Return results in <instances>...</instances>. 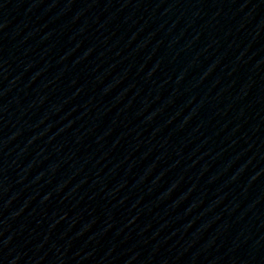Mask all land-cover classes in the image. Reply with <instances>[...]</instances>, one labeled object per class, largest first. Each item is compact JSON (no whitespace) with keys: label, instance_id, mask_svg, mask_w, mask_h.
<instances>
[{"label":"water","instance_id":"water-1","mask_svg":"<svg viewBox=\"0 0 264 264\" xmlns=\"http://www.w3.org/2000/svg\"><path fill=\"white\" fill-rule=\"evenodd\" d=\"M0 264H264V0H0Z\"/></svg>","mask_w":264,"mask_h":264}]
</instances>
